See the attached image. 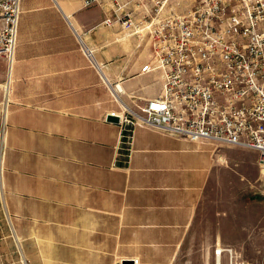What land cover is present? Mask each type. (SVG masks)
Returning <instances> with one entry per match:
<instances>
[{
    "label": "crops",
    "instance_id": "crops-1",
    "mask_svg": "<svg viewBox=\"0 0 264 264\" xmlns=\"http://www.w3.org/2000/svg\"><path fill=\"white\" fill-rule=\"evenodd\" d=\"M84 3L22 2L14 58H0L8 64L2 111L13 149L34 150L37 160L7 158V174L15 182L30 171L34 183L46 186L49 214L58 210L59 228L68 231L65 247L75 249L71 258L97 261L93 237L105 229L118 246L162 247L154 260L173 261L209 199L211 181L225 177L226 152L145 127L121 143V127L106 115L139 111L162 93L164 80L160 71H145L154 66L149 43L104 26L108 6ZM2 170L1 164V177ZM9 187L11 197L26 196ZM128 233L139 240L127 241Z\"/></svg>",
    "mask_w": 264,
    "mask_h": 264
},
{
    "label": "built area",
    "instance_id": "built-area-1",
    "mask_svg": "<svg viewBox=\"0 0 264 264\" xmlns=\"http://www.w3.org/2000/svg\"><path fill=\"white\" fill-rule=\"evenodd\" d=\"M177 1L85 0V7L108 6L104 26L150 44L154 66L145 71H160L164 80L162 93L139 111L112 112L106 120L118 119L122 144L145 127L216 149L256 151L264 177V0H191L182 12L172 6ZM22 2L0 0V58L9 62ZM117 91L119 85L118 101ZM214 254L247 264L230 247L217 246Z\"/></svg>",
    "mask_w": 264,
    "mask_h": 264
},
{
    "label": "rangeland",
    "instance_id": "rangeland-1",
    "mask_svg": "<svg viewBox=\"0 0 264 264\" xmlns=\"http://www.w3.org/2000/svg\"><path fill=\"white\" fill-rule=\"evenodd\" d=\"M177 2L172 6L182 12L191 0ZM7 69V62L0 59V84L6 83ZM4 101L5 92L0 89V172L1 164L3 167L2 177L0 175V264H123V254L140 259L139 264H217L214 254L217 246L235 249L247 264H264V177L259 154L230 147L218 149L226 152L225 169H221L225 177L211 181L209 199L173 261L154 260L162 257V247L118 246L117 239L110 235L113 231L105 229L98 231V239L93 237V242H98L97 261L94 258L91 261L90 256H80V261L75 260V256L71 258L69 252L75 249L70 246L71 251H68L65 247L68 231L59 228L58 210L49 214L46 186L34 183L30 171L18 175L15 182L7 174L8 160L27 159L32 164L37 154L34 150L13 149L7 123L4 124ZM9 182L26 196L11 197ZM138 240L134 233H128L127 241ZM140 253L151 259L142 260ZM221 264H230V259L224 257Z\"/></svg>",
    "mask_w": 264,
    "mask_h": 264
},
{
    "label": "water",
    "instance_id": "water-1",
    "mask_svg": "<svg viewBox=\"0 0 264 264\" xmlns=\"http://www.w3.org/2000/svg\"><path fill=\"white\" fill-rule=\"evenodd\" d=\"M109 121H114L115 123L119 122L117 118L109 119ZM122 262H123V264H133V261H129V260H123Z\"/></svg>",
    "mask_w": 264,
    "mask_h": 264
},
{
    "label": "bare ground",
    "instance_id": "bare-ground-1",
    "mask_svg": "<svg viewBox=\"0 0 264 264\" xmlns=\"http://www.w3.org/2000/svg\"><path fill=\"white\" fill-rule=\"evenodd\" d=\"M9 63H11V62H9ZM6 90L8 91V87H6ZM5 108H6V104H5ZM133 264H134V260H133ZM138 264H139V262H138ZM217 264H221V259L217 258Z\"/></svg>",
    "mask_w": 264,
    "mask_h": 264
}]
</instances>
